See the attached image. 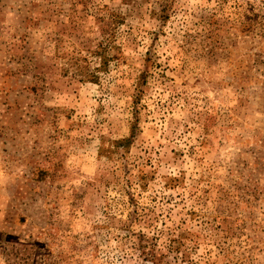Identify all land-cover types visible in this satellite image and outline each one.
<instances>
[{
	"label": "rangeland",
	"instance_id": "rangeland-1",
	"mask_svg": "<svg viewBox=\"0 0 264 264\" xmlns=\"http://www.w3.org/2000/svg\"><path fill=\"white\" fill-rule=\"evenodd\" d=\"M0 264H264V0H0Z\"/></svg>",
	"mask_w": 264,
	"mask_h": 264
},
{
	"label": "trees",
	"instance_id": "trees-1",
	"mask_svg": "<svg viewBox=\"0 0 264 264\" xmlns=\"http://www.w3.org/2000/svg\"><path fill=\"white\" fill-rule=\"evenodd\" d=\"M129 141V139H125V140H121V141H119V143H123V144H125V143H127Z\"/></svg>",
	"mask_w": 264,
	"mask_h": 264
}]
</instances>
